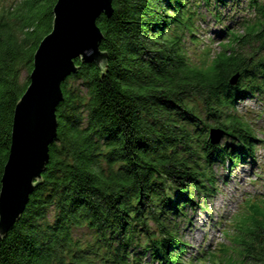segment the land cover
<instances>
[{
	"label": "trees",
	"instance_id": "1",
	"mask_svg": "<svg viewBox=\"0 0 264 264\" xmlns=\"http://www.w3.org/2000/svg\"><path fill=\"white\" fill-rule=\"evenodd\" d=\"M55 2L0 9V179ZM205 2L226 0H112V16L96 21L106 61L76 59L77 73L61 84L46 170L0 236V264H183L186 211L217 190L209 132L235 141L232 167L254 164L252 126L264 123V0L246 5L255 20L224 28L216 55L211 44L199 48L193 7ZM244 99L257 110L239 112ZM243 205L224 232L230 245L199 250L192 264H264V195Z\"/></svg>",
	"mask_w": 264,
	"mask_h": 264
},
{
	"label": "water",
	"instance_id": "2",
	"mask_svg": "<svg viewBox=\"0 0 264 264\" xmlns=\"http://www.w3.org/2000/svg\"><path fill=\"white\" fill-rule=\"evenodd\" d=\"M112 0H56L52 31L33 55L29 85L15 105L8 160L0 179V236L22 217L30 196L49 161V147L57 136V106L63 101L61 84L82 64L103 65L106 54L96 21L113 14ZM238 77L234 76V84ZM222 132L211 130L217 144Z\"/></svg>",
	"mask_w": 264,
	"mask_h": 264
},
{
	"label": "rangeland",
	"instance_id": "3",
	"mask_svg": "<svg viewBox=\"0 0 264 264\" xmlns=\"http://www.w3.org/2000/svg\"><path fill=\"white\" fill-rule=\"evenodd\" d=\"M19 0H4L0 2V9L8 7V5H13ZM226 8L224 7H215L211 4L210 9L205 8L204 6L193 8L198 15L202 18L199 21V34H200V46L199 48H204V46L210 43L211 40L216 41V44L213 45L214 53L220 52L221 39H219L220 30H223V27L236 25V22L242 20H249L250 13L254 10L243 12L245 5L249 3L250 0H226ZM232 1L233 5H231ZM259 1V0H258ZM190 2V1H189ZM189 4V3H188ZM217 8V10H216ZM219 14H215V12ZM241 11V12H239ZM235 12L238 15H235ZM215 15L220 16V19H216ZM255 16V15H254ZM255 20L253 17L251 21ZM249 22V23H250ZM238 31L242 32L241 29ZM25 73H22V79L25 78ZM78 84H76L77 87ZM75 86V85H74ZM239 112H245L247 110L256 111L257 107L253 102H249L247 99L243 100L241 104H238ZM243 110V111H240ZM254 125L252 126L253 135L256 137V154L254 156V165L250 164V159H247L242 163L237 165H231V159L233 155L236 154L233 147L234 140L227 141L225 137L221 138V141L218 143L219 148L222 152L218 153L217 150L210 152V158L217 161L218 164H214L211 168L213 172V182L216 184L217 190L215 193H212L211 198L203 199L199 201V206L197 209L186 211V219H189L188 222L193 226L184 229L185 232L184 240L189 243V248L186 252V261L194 258L197 255L198 251L203 249L206 250L209 247L213 250L216 249L220 244L230 245L229 241L224 240L222 237L221 224L224 220L234 219L235 216L239 215L243 211V200L246 198L259 196L263 193L264 184L258 180L261 172L264 173V143H259V141L264 142V123L262 121L254 120ZM227 145V147H226ZM226 154V156H224ZM213 157H217L213 159ZM222 160V162H220ZM231 172L234 175H230L229 182L227 183V175ZM259 174V175H258ZM194 204H197L195 202ZM195 227V228H194ZM209 234L208 237H204L205 234ZM83 234V233H82ZM84 236H88L86 233ZM204 237V239H203ZM185 261V260H184Z\"/></svg>",
	"mask_w": 264,
	"mask_h": 264
}]
</instances>
